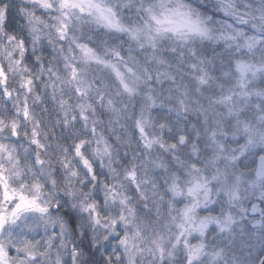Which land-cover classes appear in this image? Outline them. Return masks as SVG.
<instances>
[{
  "label": "clouds",
  "instance_id": "9594fccd",
  "mask_svg": "<svg viewBox=\"0 0 264 264\" xmlns=\"http://www.w3.org/2000/svg\"><path fill=\"white\" fill-rule=\"evenodd\" d=\"M0 264H264V0H0Z\"/></svg>",
  "mask_w": 264,
  "mask_h": 264
}]
</instances>
